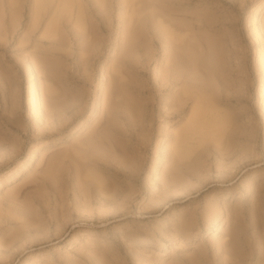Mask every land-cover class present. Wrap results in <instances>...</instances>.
I'll return each instance as SVG.
<instances>
[{
	"label": "rangeland",
	"instance_id": "obj_1",
	"mask_svg": "<svg viewBox=\"0 0 264 264\" xmlns=\"http://www.w3.org/2000/svg\"><path fill=\"white\" fill-rule=\"evenodd\" d=\"M0 264H264V0H0Z\"/></svg>",
	"mask_w": 264,
	"mask_h": 264
},
{
	"label": "bare ground",
	"instance_id": "obj_2",
	"mask_svg": "<svg viewBox=\"0 0 264 264\" xmlns=\"http://www.w3.org/2000/svg\"><path fill=\"white\" fill-rule=\"evenodd\" d=\"M141 242H143V243H144L145 241H141Z\"/></svg>",
	"mask_w": 264,
	"mask_h": 264
}]
</instances>
